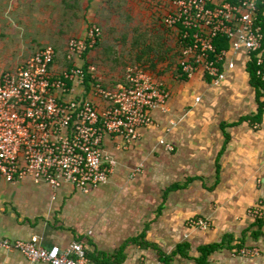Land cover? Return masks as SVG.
Instances as JSON below:
<instances>
[{"label": "crops", "instance_id": "obj_1", "mask_svg": "<svg viewBox=\"0 0 264 264\" xmlns=\"http://www.w3.org/2000/svg\"><path fill=\"white\" fill-rule=\"evenodd\" d=\"M11 1L14 17L7 18L9 24H15L17 33L23 31L32 35L27 43L30 44L28 50H37L50 42L65 43L67 49L69 39L86 36L88 28L99 22L107 28L104 15L110 11L112 1L120 0ZM172 1H168L165 15L170 12ZM158 2L162 0H155V4ZM97 44L88 53L92 64L88 57H84L83 64L86 61L90 65L99 64L101 60L98 61L94 51ZM15 48L25 49L18 45ZM54 67L62 69L56 62ZM169 74L157 76V81L170 90L171 97L167 112L154 111V126L144 129L141 139L129 146H123L120 138H106L105 154L117 163L107 183L89 193L80 191L85 199L73 201V195L79 190L71 185L54 189L29 177L10 182L17 185L29 180L35 184L34 193L19 210L13 204L7 205L6 195L0 194V212L5 210L4 206L12 208L11 213L7 210L3 215L0 213V237L21 240L36 237L45 247H67L79 241L86 246L92 259V256L102 257L103 253L114 256L125 244L120 264H173L172 261L181 259V264H188L187 261L198 264L199 247L225 240L226 245L208 256V264H264V226L260 228L246 214L251 204L264 203V89L258 97L241 58L221 86L212 85L202 74L191 80H180L174 69L173 75ZM89 90L87 87L86 97L103 103ZM198 95L199 102L196 101ZM166 144L174 149L168 150ZM0 178L7 181L1 175ZM176 184L181 187L168 189ZM199 184L201 189L197 197L193 195L194 187ZM43 186L48 194L42 193ZM154 192L171 203L179 195L182 198L177 201H194L199 205L197 213L209 208L214 211L215 227L205 231V237L197 232L192 238L191 233L190 238L178 241L174 225L172 229H146L144 210L140 214L136 207H146V199L152 200ZM189 192L192 194L188 195ZM126 197L132 203L130 211L127 207L115 211L116 203ZM82 203L88 209L75 219L78 205ZM201 207L205 209L200 210ZM190 215L186 207L172 205L160 216L174 220ZM185 231L183 234L187 235ZM113 235L118 237L113 239ZM180 243H188L186 255H174L169 263L162 260V253L172 255ZM192 245L197 247L198 254L189 253ZM244 247H254L259 252L255 256H244L239 253ZM0 263L47 264L32 263L19 251L5 250L0 251Z\"/></svg>", "mask_w": 264, "mask_h": 264}, {"label": "built area", "instance_id": "obj_2", "mask_svg": "<svg viewBox=\"0 0 264 264\" xmlns=\"http://www.w3.org/2000/svg\"><path fill=\"white\" fill-rule=\"evenodd\" d=\"M260 4L264 5V0L172 1L163 23L178 30V61L188 80L202 74L212 85L220 86L236 68L238 58L247 66L255 53L257 64L262 67L258 75L264 80ZM101 36L102 28L93 24L86 36L69 40L65 59L73 63L71 67H54L58 51L49 44L15 69L2 73L0 175L8 182L29 177L54 189L71 185L89 193L109 181L117 164L105 154L106 138H120L123 146L134 144L144 129L154 126V111L169 110L170 90L141 66L130 67L126 80L114 89L98 81L96 68L90 64L91 80H86L84 55ZM219 36L228 39L227 48L217 50L215 39ZM87 87L103 103L86 97ZM200 100V96L196 97L197 102ZM166 148L174 149L171 144H166ZM262 207H249L248 213L254 218L262 217ZM208 224L202 220L190 223L201 228ZM2 250L19 251L32 263L106 264L90 258L86 246L79 241L67 247H45L36 237H0ZM258 252L254 247L239 250L244 256Z\"/></svg>", "mask_w": 264, "mask_h": 264}, {"label": "rangeland", "instance_id": "obj_3", "mask_svg": "<svg viewBox=\"0 0 264 264\" xmlns=\"http://www.w3.org/2000/svg\"><path fill=\"white\" fill-rule=\"evenodd\" d=\"M168 1L169 0H162L161 3L158 2L159 4H155V0H141V2L140 0H120L112 1L110 3V11L106 15H104V19H106V22L108 24L107 28H104V26L100 22L98 23L100 27H102L103 35L101 37V40H99L97 46L94 48V51H96L97 54L98 61H102H100L101 63L99 62V64H95L94 62L93 65L96 68V77L99 82H101L104 86L110 87L112 89L123 83L126 80L129 68L134 67V65L138 63L136 53H138V50L140 48H144L146 52H149L148 55H151V57H156V55H159V57L165 55L167 56V60L160 63L163 65L155 69L154 74L160 76H167V74L169 73L172 74L179 57L178 50L180 44L178 41L177 30L175 33H173V31L165 27L161 21L163 15H165L168 11ZM11 2V0H0V77L3 72L15 69L18 65L22 64L36 52V50L33 48L32 50H28L30 49V44L27 43L32 35H28L23 31L17 33L15 24H9L10 20L7 18L14 17V15L12 14L14 13V11H12V5L14 4ZM20 5L22 8L24 7V3ZM51 29L53 28L51 27ZM136 39H139V41L144 45L138 46V44L135 43ZM162 42H164L163 45H161ZM49 44L54 45L58 51L56 63L61 65L62 68L65 67L67 65L65 61V43H46V45ZM17 45L22 46L25 49L19 48L20 50H18L15 48L17 47ZM153 48H155L154 52L152 51ZM87 57L89 61L91 60L92 64L93 59L90 54H88ZM145 60L146 58L144 57V60H142L141 63H144ZM154 155L155 152H153L152 156L154 157ZM159 159L160 158H158L157 161ZM209 182L210 179H208V183ZM34 186L35 184L30 182L29 180H24L16 185L4 181L0 178V194L4 193V195H6V198L9 201L7 205L13 204L18 208V210L21 208L23 202L30 201V196L32 195V193H34ZM42 188L44 189L42 193L47 192L45 191V186H43ZM194 188L195 191L193 195L197 196L199 190L201 189L200 184L198 187ZM48 193L49 192H47V194ZM154 194L156 193L154 192ZM189 194L191 195L192 193L189 192L188 195ZM82 195L83 194H81L80 191H77L73 195L72 200H80L82 198ZM180 196L181 195H179L172 203L169 199L165 201L164 198L163 200V198L157 196V194L154 195L153 199L150 201H148V198L146 197V207H142L143 209L139 206L136 207V210H140L138 211L140 212V214L144 210L145 223L143 225L146 227V229L148 227H160L161 230H165L166 228L172 229L171 227L172 225H174L176 227V230L178 231L176 241L190 238L191 233L192 238L197 232H199L200 237H205L203 233L205 231H208L210 227H215L212 219L214 211H209L208 208V211L206 209L205 212L202 211V213H197L199 205H197L194 201L184 203V199L177 201L178 198H182ZM130 203V200L126 197L121 202H117L114 209L115 211H122L124 207H127L130 211L132 207V203L131 207ZM259 204L261 206L262 204L264 205L263 202H259ZM138 205L140 204L138 203ZM172 205L181 206L182 208L186 207L187 210L191 211V215L187 218L176 217L174 220L172 218H162L160 215H162L163 211L167 208H170ZM161 206L163 207L160 208ZM252 206H255V204H251V206L247 207L246 214L248 218L255 220V218L250 216V213H248L249 207ZM4 209L5 210H1L0 212L2 215L6 210L8 213H11L12 211V208L10 206H4ZM87 209L88 207H85L83 203L79 204L78 211L75 212V219L78 216H82L84 214V211H86ZM90 209L92 210V207H90ZM202 209L205 208L201 207L200 210ZM262 209L264 211V207H262ZM192 220L207 221V223H210L208 224L210 227H192V225H190ZM191 230H193V232ZM184 231L188 234L184 235ZM117 237L118 235H113V239H116ZM188 251L192 255L198 254L197 247L194 245L189 247ZM181 262L182 259L172 261L173 264H181ZM187 263L189 264L188 261Z\"/></svg>", "mask_w": 264, "mask_h": 264}, {"label": "trees", "instance_id": "obj_4", "mask_svg": "<svg viewBox=\"0 0 264 264\" xmlns=\"http://www.w3.org/2000/svg\"><path fill=\"white\" fill-rule=\"evenodd\" d=\"M259 6H260L259 20H260V22H261V24L263 26V32H264V5L260 4ZM162 23H163V19H162ZM163 25L165 27L169 28L171 31H173V33H175V31H176L175 29L165 25V23H163ZM181 28H182V26L179 25V29H181ZM177 36H178V33H177ZM146 41H148V40H146ZM135 43L138 44V46L144 45L143 43H141L139 41V39H136ZM163 44H164V42H162L161 45H163ZM215 44L217 46V50H220V49L225 48V47L227 48L229 46L228 39L225 38V37H222V36H219V37H217L215 39ZM90 49L91 48H89L87 50V52L84 55V57H87V54L89 53ZM152 51L154 52L155 48H153ZM178 51H179V55H180V48H179ZM136 54H137V62L138 63H136L134 66L143 67L145 70L149 71L154 76V78L157 80V76L158 75L154 74V70L159 67L160 63H162V62L167 60V56L165 55V56L159 57V55H156V57H151V55H148L149 52H146V50L144 48H140L138 50V53H136ZM255 54L252 55V60L247 63V71L250 73V77H251L250 82L257 89V95L259 97L261 95L260 90L264 89V80L258 75V69L259 68L262 69V67H260L257 64V60H256V55ZM144 57L146 58V60L144 61V63H141L142 60H144ZM178 59H179V57H178ZM72 65H73V63H70L69 61H67V65L66 66L71 67ZM88 66H89V62L86 61L84 63V65H83V67H84V70L86 72V80L87 81L91 80V73L88 72ZM174 71H175V74H177V76L180 79L188 80L187 76L182 72V68H181L178 60L176 62ZM87 84H88V82H87ZM88 86H89V84H88ZM180 187H181L180 184H176V185L171 186L168 189H175V188H180ZM262 206H263V204H262ZM255 223L260 228H262L264 226V215L262 217H256L255 218ZM255 236H257V235H255ZM142 237H145V233L142 234ZM135 240H137V238ZM224 245H226L225 240L222 241V242L213 243V244H209V245H203V246L199 247V251L201 252V255L196 259L198 264H208V261H207L208 256L213 251H215V250H217L219 248H222ZM188 246H189L188 243H180V244H178L176 249L173 251L172 255H166V253H162L161 254V256L163 258L162 260H164V261L169 263V262H171V260H172L174 255H177V254L186 255L185 252H186V249H187ZM124 248H125V244H124V247H121L118 250L119 253L115 254L114 256H109V255L103 253L102 257H95V256H92V257H94V260H96L98 262H104L106 264H120L121 255L124 252L123 251Z\"/></svg>", "mask_w": 264, "mask_h": 264}]
</instances>
